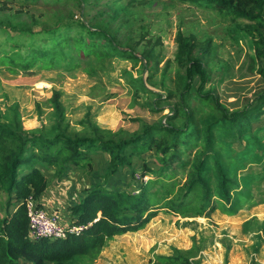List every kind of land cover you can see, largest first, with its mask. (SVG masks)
<instances>
[{
	"label": "trees",
	"instance_id": "trees-1",
	"mask_svg": "<svg viewBox=\"0 0 264 264\" xmlns=\"http://www.w3.org/2000/svg\"><path fill=\"white\" fill-rule=\"evenodd\" d=\"M74 1L81 10L82 16L78 20L43 27L38 18L32 16L34 26H40L41 31H34L26 23L0 25L22 37H45L38 44L20 42L10 35L7 41L11 43L0 46V65L7 66L14 73L35 66L52 70L56 68V61L62 58L69 60L73 68L93 76L96 72L94 61L103 69L108 59L116 55L142 58L146 67L151 63L149 60L156 61L153 56L160 40H149V48L141 54L135 49H124L109 31L88 23L85 0ZM183 1L216 11L232 23L248 21L250 24L239 25L238 36L244 37L251 52L248 58L264 78V0ZM27 4H22L20 13H26ZM0 10H5L2 3ZM177 43V61L185 68L188 80L178 106L185 110L182 127L169 122L181 111L170 106L166 107L170 111L168 120L159 124L144 123L142 129L132 133L104 130L90 120L87 121L90 133H72L61 102L62 93L56 90L49 99L55 117L49 130L45 126L40 131L24 129L17 106L12 109V124L3 121L0 115V191L8 196V213L0 220V264H95L109 242L118 236L141 231L161 210L183 218L209 217L216 209L227 215L235 214L234 194L237 195L242 187L231 164L240 169L239 164L248 159L249 152L264 149L262 145L259 148L252 145L251 140L257 144L255 136L245 138L249 129L246 127L247 116L252 105L231 111L221 103L214 88L205 90L211 82L208 47H201L194 37L184 32L178 33ZM220 66L222 70H228L226 64ZM225 78L227 72L221 82ZM190 92L215 114L211 120L205 115H201L199 121L194 120L186 104L191 98ZM171 96L175 98V95ZM260 97L263 98L264 94ZM156 106L152 107L154 113L162 111ZM224 137H234L239 142L245 139L247 147L241 151H228L227 142L221 140ZM217 140L225 144L222 152L215 151ZM196 146L199 148L194 154ZM148 152L154 154L155 164L147 163L142 157ZM97 154L109 156L104 174H97L100 179L115 175L124 166L134 167L136 156L143 160L142 179L151 178L137 187L138 194L113 189L91 179V186L76 192L79 198L70 201L68 206L71 225L83 226L82 232L69 233L66 238L56 241L32 238L27 200L32 198L38 206L44 207L40 200L48 191L50 180L61 181L75 170L94 178V156ZM254 155V160L259 161L260 157ZM176 163L186 175L183 184L178 182ZM51 169L53 173H50ZM242 180L246 182V179ZM12 206L15 210L10 212ZM192 258V250L174 248L173 255L157 256L152 264H198Z\"/></svg>",
	"mask_w": 264,
	"mask_h": 264
},
{
	"label": "rangeland",
	"instance_id": "rangeland-1",
	"mask_svg": "<svg viewBox=\"0 0 264 264\" xmlns=\"http://www.w3.org/2000/svg\"><path fill=\"white\" fill-rule=\"evenodd\" d=\"M85 1L88 23L109 31L124 49H135L141 54L149 48V40H160L153 56L156 61L149 60L151 63L146 67L142 58L116 55L108 59L103 69L98 68L94 61L96 72L93 76L73 68L69 60L62 58L56 61V68L52 70L35 66L31 70L14 73L7 66L0 65V115L3 121L12 124V109L17 106L24 129L40 131L45 126L49 130L55 118L49 99L56 90L62 93L61 102L72 133H90L88 120L104 130L130 133L142 129L144 123H163L170 113L166 107L181 109L178 107L180 96L188 81L185 68L177 61V37L179 32H184L194 37L201 47H208L211 82L205 90L214 88L221 103L231 111L251 104L245 138L253 135L257 144L251 140L252 145L264 147V97H260L264 94V78L248 58L251 52L237 30L239 25L250 24L248 21L232 23L216 11L183 0ZM1 3L5 7V10H0V25L3 27L10 23H26L34 31H41L40 26H34L32 16L38 18L43 27H54L82 16L74 0H0ZM23 3H28L29 7L22 14ZM3 27H0V46L5 42L11 43L7 41L10 35L26 43L34 41L41 44L40 40L45 38L22 37ZM221 64H226L228 70H222ZM226 72L227 78L221 82ZM170 95H175V98ZM189 95L191 98L186 104L194 120L199 121L201 115L211 120L215 114L199 103L192 92ZM153 105L162 111L154 113ZM184 111L181 109L177 118L169 122L182 127ZM221 140L227 142L228 151H241L247 147L245 139L242 142L234 137ZM195 148L194 154L199 146ZM222 150H225V144L217 140L215 151ZM254 153L260 157L259 161L254 160ZM142 157L147 163L155 164L152 152ZM247 157L239 164L240 169L231 164L232 172L236 170L242 187L237 195L234 194V204L237 205L234 215L216 209L209 217L183 218L161 210L141 231L118 236L109 242L95 264H152L157 256L173 255L174 248L192 250V260L198 264H264V149L256 148ZM94 161V178L86 172L72 170L64 179L58 180L61 184L48 188L46 194L51 197L44 208L49 213H56L66 225L71 223L70 201L79 198L76 192L91 186V179L113 189L138 194L137 187L151 178L146 176L142 179L143 160L137 156L134 157V167L124 166L107 179H100L97 174H104L109 156L97 154ZM176 167L178 182L183 184L186 175L177 163ZM53 172L51 169L50 173ZM50 183L53 184V180ZM0 197L1 218L8 201L3 192Z\"/></svg>",
	"mask_w": 264,
	"mask_h": 264
},
{
	"label": "built area",
	"instance_id": "built-area-1",
	"mask_svg": "<svg viewBox=\"0 0 264 264\" xmlns=\"http://www.w3.org/2000/svg\"><path fill=\"white\" fill-rule=\"evenodd\" d=\"M26 207L29 217V232L32 238L56 241L66 238L69 233L79 234L84 228L83 226H65L56 213L47 212L44 207L38 206L32 198L27 200Z\"/></svg>",
	"mask_w": 264,
	"mask_h": 264
},
{
	"label": "crops",
	"instance_id": "crops-1",
	"mask_svg": "<svg viewBox=\"0 0 264 264\" xmlns=\"http://www.w3.org/2000/svg\"><path fill=\"white\" fill-rule=\"evenodd\" d=\"M52 180H53V184L50 183V184H49V187H55L56 184H61L58 180H57V181L54 180V179H52ZM52 180H50V182H51ZM46 193H47V192H46ZM4 194H5V193H4ZM0 195H2V191H0ZM5 195H6V194H5ZM6 196H7V195H6ZM50 197H51V195H49V193H48V194H44L43 197H41V200H40V201H41V203L43 204L44 207H47L46 203H48L47 200H49ZM0 199H1V197H0ZM7 201H8V196H7ZM7 201H6V202H7ZM12 207H13V210H15L14 206H12ZM13 210H10V212L13 211ZM7 211H8V210H7ZM53 212H54V211H53ZM7 213H8V212L5 211L4 216L1 217L0 220L3 219L4 217H6V216H7ZM63 224H64L65 226H67V227H71V224H72V223H70V224H68V225H66L65 223H63ZM74 226H76V225H74Z\"/></svg>",
	"mask_w": 264,
	"mask_h": 264
}]
</instances>
